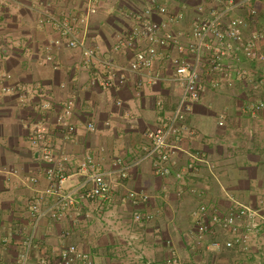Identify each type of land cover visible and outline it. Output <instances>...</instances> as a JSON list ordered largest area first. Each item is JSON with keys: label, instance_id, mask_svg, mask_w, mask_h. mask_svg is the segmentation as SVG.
Returning <instances> with one entry per match:
<instances>
[{"label": "crops", "instance_id": "0c3cea01", "mask_svg": "<svg viewBox=\"0 0 264 264\" xmlns=\"http://www.w3.org/2000/svg\"><path fill=\"white\" fill-rule=\"evenodd\" d=\"M84 2L0 0V263L12 264L30 230L28 200L49 185L48 163L27 139L33 125L41 122L56 166L66 175V189L76 188L85 178L77 166L86 156L94 159L95 169L125 166L126 174L110 177L107 197L78 200L59 220L44 218L35 230L37 245L28 264H40L41 257L57 264L59 251L68 244L89 252L95 264H166L168 258L179 264H264V223L250 233L246 247L211 250L212 239L223 241L229 234L215 227L199 241L192 215L200 204L209 213L225 214L234 201L260 208L264 203V107L256 113L250 108L264 101V63L237 50L248 77L240 78L236 71L226 77L207 63V53L212 52L207 42L199 66L201 96L182 119L190 132L179 131L171 138V173L160 176L154 170L155 156L147 154L151 144L146 132L168 119L180 96L181 85L172 79L170 56L175 50L160 54L152 68L141 73L118 71L123 84L102 88L91 79L106 74L104 59L125 65L147 44L138 40L133 47H116L117 38L131 29L135 13L150 3L165 5L170 29L184 34L190 32L200 5H220L212 0H102L86 33L96 57L85 63L79 49L65 46L52 23L40 21L41 10L81 14ZM254 4L255 18L244 8L236 13L248 19L244 38L262 33L258 45L264 52V0ZM229 62L233 60L223 59ZM3 86L22 88L23 95L4 92ZM68 100L73 105L66 114ZM44 103L50 104L46 111ZM61 114L74 126L65 138L57 122ZM88 122L94 130L87 128ZM195 151L212 168L201 163L197 171H189V153ZM176 171L182 178L173 175ZM192 187L200 194L191 193ZM132 191L147 193L148 198L132 199ZM53 198L46 197L48 202ZM136 213L141 215L138 220Z\"/></svg>", "mask_w": 264, "mask_h": 264}, {"label": "built area", "instance_id": "2783aa9c", "mask_svg": "<svg viewBox=\"0 0 264 264\" xmlns=\"http://www.w3.org/2000/svg\"><path fill=\"white\" fill-rule=\"evenodd\" d=\"M101 1L85 0L81 14L56 15L41 10L40 21L52 23L58 30L59 36L65 39V46L70 49H79L84 62L88 63L96 55L94 49L87 43L86 33L89 19ZM212 1L215 5L219 4L220 6L206 8L200 5L198 7L200 13L196 15L193 26L187 34L170 29L172 20L165 5L150 3L140 13H135L131 29L126 35H120L117 38L116 47L124 49L133 47V44L138 40H143L147 44L136 49L132 59L125 65L118 66L111 58L104 59L102 62L107 66L106 74L91 79L93 84H98L102 88L123 84L124 76L118 75V71L141 73L152 68L160 54L175 50V54L170 56L173 65L172 79L181 85L180 96L168 119L146 132V137L151 144L147 154L155 156L154 170L160 176L171 173L169 163L175 150L171 138L179 131L190 132L188 125L182 123V119L190 109L192 102L197 101L201 96L199 66L206 56L207 42H211L212 47V52L207 53V63L226 77L232 71H236L240 78L248 77L247 69L239 65L240 57L237 50H240L247 59H255L264 63V52L258 45V41L263 37L262 33L254 32L249 38H244L243 29L247 26L248 19L246 16L236 13L239 9L244 8L250 18H255L258 14L254 4L256 0ZM177 18L182 19V14H179ZM184 37L187 39L183 40ZM55 42L58 44L60 40L56 39ZM227 57L231 58L233 62L223 63V59ZM46 58L51 59L50 54ZM151 80L155 81L156 77H152ZM1 89L4 92H17L20 96L23 94L19 92L24 91L16 86H3ZM72 105L73 102L68 100L64 113L69 114ZM49 107L48 103L42 105L45 111ZM263 107L264 101L262 100L250 105L253 113L260 111ZM57 122L64 138L74 131V126L67 123L63 114L57 117ZM87 128L94 130L93 122H88ZM27 139L39 157L48 163L46 174L49 185L28 200L27 205L31 216L30 230L22 237L12 264H28L30 252L37 245L34 236L35 230L44 218L59 220L78 200L107 197L110 191V177L116 172L120 177H124L126 174L125 166L117 170L114 168L95 169L94 159L91 156H86L77 166L78 173L85 174V178L76 188L66 189L64 187L66 175L56 166L54 149L47 138L46 126L41 122L34 124ZM189 157L190 163L187 164V169L191 172L197 171L201 163L212 168L211 162L199 151L189 153ZM118 162L116 161L115 164L117 165ZM1 172L3 169L0 168ZM173 175L178 179L182 178L180 171L174 172ZM32 181L36 182L35 179ZM189 191L193 194H200L195 187L190 188ZM47 196L54 198L48 202ZM129 196L135 200L148 198L147 193L136 191L130 192ZM192 215L196 218V236L199 241L206 234L213 232L215 227H219L229 234V238L223 241L218 238L212 239L208 243L211 250H218L221 247L231 248L236 244L246 247L250 233L257 229L261 223H264V203L262 202L260 208L234 201L225 214H221L217 210L209 213L206 205L200 204L192 212ZM140 217L139 213L134 215L136 220ZM39 261L40 264H49L46 257H41ZM57 264H95V262L89 252L80 249L75 244H68L59 251ZM166 264H179V261L175 258H168Z\"/></svg>", "mask_w": 264, "mask_h": 264}]
</instances>
